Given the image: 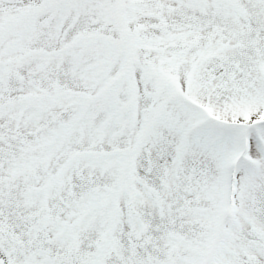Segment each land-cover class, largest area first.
<instances>
[{"label": "snow or ice", "instance_id": "1", "mask_svg": "<svg viewBox=\"0 0 264 264\" xmlns=\"http://www.w3.org/2000/svg\"><path fill=\"white\" fill-rule=\"evenodd\" d=\"M0 264H264V0H0Z\"/></svg>", "mask_w": 264, "mask_h": 264}]
</instances>
